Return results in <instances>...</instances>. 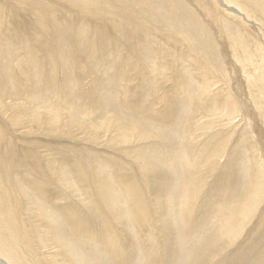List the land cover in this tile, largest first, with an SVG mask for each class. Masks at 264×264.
Segmentation results:
<instances>
[{"label":"rangeland","instance_id":"obj_1","mask_svg":"<svg viewBox=\"0 0 264 264\" xmlns=\"http://www.w3.org/2000/svg\"><path fill=\"white\" fill-rule=\"evenodd\" d=\"M96 1L99 0H88L86 3H95ZM126 1L128 2V5L132 6L136 5L137 7H141V5H143L145 7V10L143 11L144 14L138 13L136 11L138 9L135 7L136 10L133 8L132 14L125 13L126 15L130 16L127 17L128 19L133 20L128 22L121 20L122 16L118 13H116L115 16V13H113V15L106 14V16L111 19V22L112 19L116 20L118 23L121 22L122 25H125L126 28L124 29V27L119 24V27L117 26L118 30L115 29L114 32V41L111 40L112 43H110V41L107 42L104 48H97L98 45H95L96 47L91 45L89 46L90 41H92L91 38L88 39L86 44L83 42L80 43L76 39V36L79 34L76 35L75 30L74 33L71 30V33L73 34L71 35V33L68 31L66 32V29L64 28L62 33L65 35V42L58 43L59 40L56 42L57 51L55 52V57H49V54L47 55L45 48L39 46L42 44L40 36L35 38L32 45H28L29 48L31 47L30 49L26 48V46L24 47V45L20 44V42L14 43L13 41H8L3 47L1 45L0 77L2 78L0 84L3 85L0 88V95H3L5 98L9 97V100L12 99V101H10L12 104H14V108L19 111L21 119L18 121V123L16 122L17 124L14 123L13 125L12 123L11 128L13 129L15 126L14 129L16 131L28 133L29 135H27V137L25 136L27 140H30L35 135L36 137L39 135L42 136L41 134L37 135L39 130H37L38 128L34 124H31V122L36 123V114L40 115L39 112L42 114L44 110L48 113L49 109L52 113L59 112L61 110L64 111L60 115L62 118L57 116V119L61 121L59 129L60 131H58L60 132L59 135L64 131H68L70 123L76 124L79 129L78 133L82 132L81 134H76V137L73 136V139L81 138L83 141H80L82 146L79 142H77L78 144L76 143L77 147L72 145V143H70L71 141L68 144L73 148L75 147L73 149L74 151L72 152L73 163L65 162L66 164L63 166V170L59 171L60 175H62L66 181L59 183L57 187H55L53 190H50L51 192H46L47 194L44 193L43 196H47V199L45 197L43 200L36 198L38 194H35V191H31L30 193V188L27 189L28 187H26L24 183L21 184V190L24 195H27L25 193L26 190L29 191L27 192L29 194L33 193L31 195L33 197L30 198L32 203H35L36 200L38 201V204H41L42 206L45 205L47 207V211L58 219L64 215L63 213L66 214V211L69 209L68 205H62L61 208L58 206L56 207L57 203H55V200L57 198L60 199V196L63 195L60 191V189H62L63 191H66L65 193H67L68 196H70L67 198L63 196V199L65 197V201L68 202L69 199L71 202L73 201L72 206L74 208L84 211L85 205H90V207L94 206L95 211H97L98 205L95 204V196L97 193L94 190L95 186L92 181L93 179H91L92 175H90V173L92 174V164L90 166L92 155L87 154L86 151L83 150L84 148L91 147L92 150L95 149L98 151V153H102V156L107 157L110 155V158L112 157L114 159L112 160L114 162L112 166H110L111 168L107 171H109V175L115 176V178H110L112 182L110 183L111 186L113 184V186L116 188L115 189L112 186L113 191L115 193L118 191L122 195V198L120 197L119 199V204H121L120 208L122 212L125 209V214L126 209L128 210L126 214V216L128 215V218H119L113 210H110L109 214H106L107 217L104 218L102 216L100 218L99 223L104 225L103 227L108 226L107 229H105L108 231V233L105 234L106 239L104 238L103 245L98 244L95 241L93 235H90L91 237L86 235L85 237L88 229H86V232H81V234H78L79 231L77 232L75 228H72L71 224L67 225V218L64 220L61 218V224L65 226L66 229L63 231H66V236L70 237L71 244H73L79 251L78 252L75 250V252H73L72 250L74 249H72L67 254L65 252L64 246L61 243H55L56 240L54 238L56 236H58L56 237L57 239H63L61 232H58L56 229L55 231H57L56 234L58 235L55 236L53 234L54 237L49 239L52 232L48 235L45 231H43L46 229L45 222H39L41 223L39 225L40 232L37 234L36 232L29 231L26 221H24V227L26 228L23 229V232L25 233L27 240L25 241L24 239V242L16 240V236L18 239L21 238L20 235H18L20 233L17 230H20V226H22L23 223L22 225L18 226L17 221L14 220V214L12 213L11 215L13 216L11 217V220L8 222L5 221V224L0 225V264H4L3 261L6 264H83L84 255L91 264H118L117 260L109 257L110 252L107 251L112 249L111 245L113 243L114 246H118L120 244V251H122L123 254L126 253L125 251L127 250L125 247L127 243L125 239L122 238L123 234L121 231H119V228H121L123 225H127V221H129L130 226H126V228L132 230L130 233H134V236L136 238L138 237L137 240H139V248H137L138 251H140L137 254V258H135L136 256H125V259H127L125 261H128L127 264L129 261H131V264H153V261L151 260L153 259L154 254L162 256V243L167 242L168 236L163 235L164 232H166L165 227L162 233L159 232V239L156 233L157 229L152 224L155 222V218H153L154 216L152 215L153 207L150 202L152 195L147 192L144 180L135 162L129 160L132 162L133 166L131 164L126 165L124 163V161L127 159L124 152V149H126V142L115 141L114 139L110 138L112 134L110 130L114 127V121L111 119L116 113H126L130 115L128 120L132 124L143 122L146 123L147 126L152 125L154 130L162 132L167 129H171L169 131L171 134L170 137L174 139L177 151L171 152L173 158L168 164L165 165V168L168 172L167 194L170 193L169 198L172 200L175 198L173 201L177 202V209L176 205H174V209H176L174 214H177L173 219L175 221L178 220L179 222V235H181L184 229H188L186 222L181 221L179 217L181 216L182 209L186 208V212L188 214L191 210L190 205L192 200L197 198V202H201V198L207 193V190H210V186L215 181H218V183L221 184L218 185L217 188H214L216 192L215 196L218 195L219 200H221V198H225L224 200L218 201L219 203L217 202V210L214 208L213 212L209 214L210 217L207 216L206 218H210V220L208 219L207 221L210 225L220 218L218 223L219 228L216 232L218 235L215 234V236L219 238L220 241L216 244V246H218L217 249L213 248L215 251L210 253L208 258L210 261L208 262L211 264H231V262L236 259L233 255H235L234 253L237 251V249L248 243L250 239L252 248L250 250V254L248 255L249 259L247 264H251V261L252 263L257 261V259H254V254L252 257L250 255L254 252H259L257 247L260 246L259 244L264 243V0H244L245 2L243 0ZM249 7L252 8V10H250ZM230 9L234 10V12H232V10L229 11ZM85 12L89 14L87 9H85ZM257 14L258 17L256 16ZM139 17L141 18L139 19ZM158 19L160 21H158ZM142 22H144L146 26L141 25L140 23ZM137 23H139L141 26ZM214 26L216 27L213 28ZM94 27L95 25L92 24L89 26L91 30H93ZM120 31H122V33H120ZM73 36L75 38H73ZM174 36H176V38ZM8 44L10 46L13 44V46L10 47ZM68 51H71V53H68ZM12 52L15 54L14 56ZM133 52H136V54ZM70 55L72 58H70ZM41 78H43V80H41ZM45 79H47L46 81L48 82H46ZM56 80L59 81L55 82ZM19 85L22 86V88ZM133 85H135V87L136 85L139 87L141 85H145L144 92H146V100H143L142 104L146 103L147 105H151L149 109L150 111L146 112L145 116H141L143 112L132 113L135 108V103L138 101L134 89H131ZM17 88L20 90L18 89L19 91H17ZM2 89L5 92L2 91ZM40 90L42 91L40 92ZM218 91L221 93H218V95L215 96ZM172 92H175L177 95L181 92L182 96H184L186 99H184L181 94H179L181 101L178 104L176 103V105L173 103L174 101H171L172 98L171 100L166 97L162 98L164 95H172ZM38 96L42 97V100ZM68 97L72 98V102L71 100L69 103L67 102ZM182 99L184 101H182ZM196 100L198 105L196 104ZM239 100L244 102L242 103L241 101L240 103ZM34 101H37L38 103L36 102V104ZM58 102L61 103L59 104ZM20 103H24L26 106H21ZM30 105L32 108H30ZM172 108L173 110H171ZM175 108H177L179 116L178 113L177 115L176 113H173ZM161 110L163 111L161 112ZM164 113H166V115ZM30 114L35 116L32 117ZM152 116H155L153 117L155 123H152L154 121H150L153 120ZM41 117L42 116H40V118ZM156 117L157 119H155ZM45 119L46 118L42 120ZM189 121H193V123ZM9 122L11 125V121ZM250 123H252V125ZM105 125H108V127H105ZM90 126L92 129L96 127L97 129L99 128V131H101L100 134L97 133L98 136H96V134H92L90 137L91 142H89V139H84V137L86 138V136H89V133L92 131ZM96 128L94 130L97 131ZM237 128H240V130ZM35 131L37 134H35ZM102 131H104V134H102ZM197 132H199V134ZM64 133L59 136V144H62L65 141L63 138L66 134ZM184 133L185 135H190H188V137L185 136V139ZM239 134L240 136H238ZM30 135H32V137ZM102 136L104 140L106 139L105 141H103V139L101 142H95L92 140L96 137H100L101 139ZM194 136L196 137L195 139ZM233 140L234 142H232ZM112 142L115 145H113ZM95 143H100V146L96 145ZM109 146L112 147V149L109 148ZM80 147L83 148L79 150L78 148ZM99 149L101 150L99 151ZM181 149L184 151L182 152L183 155H181ZM234 149L237 151L236 153L240 155V163L238 164L239 169L237 172L238 177L236 178L234 177V169L228 164L232 161H230V155L233 154L232 152ZM112 152L115 153L113 154ZM196 152L198 153V157L195 155ZM187 154H189L191 158ZM200 154L201 157L199 156ZM43 155H45V152H43ZM233 155H235V152ZM99 156L100 155H98V157ZM102 156L100 157L103 160L102 166L104 167L105 159H103ZM119 157L121 159H119ZM155 157L163 159L162 154L160 153H157ZM45 158L49 159V157ZM75 158H78V160ZM85 160L90 161L86 162ZM115 162L119 164L117 165ZM58 163L59 162L55 161L54 165L51 166L52 173H57L56 169ZM182 163L184 165H182ZM213 163L214 166L216 165V167L213 166ZM85 164L88 165V169L86 168ZM217 165L220 166L217 168ZM212 167L213 169L217 168L214 169L217 171L215 172ZM21 168L22 171L25 170L26 173L28 172L23 167ZM192 169H194V171ZM211 169L212 171H210ZM71 170H73V172ZM196 170L200 171L197 176ZM27 174H29L30 177L32 176L30 173ZM184 174H187V176L184 177ZM208 174H211L212 177ZM120 175H122L123 178L118 177ZM200 176H202L201 178L204 179L200 180ZM2 177H4V179ZM119 178L121 181H117ZM197 179L200 180V182ZM234 179H237V182H234ZM67 180L72 181L74 185L68 183ZM8 181L10 182V176L5 175L2 173V171H0V187H9V185H7L9 183ZM201 182L203 183V187L200 184ZM196 184L200 185L198 186ZM177 185L180 189H177ZM233 185H237V194H233L230 196L231 199H227L230 186ZM47 187H49L48 184L45 185V188ZM63 188L69 190V192ZM191 188L192 190L187 192V190ZM7 189L10 191L8 204L13 207V194L11 193L10 187ZM53 193L61 195L56 197V199H52V196L55 197V195H52ZM91 194L92 197H90ZM188 194H190L191 200H186ZM209 198L207 201H209ZM132 200L138 201L131 203ZM145 200L147 202H145ZM225 200L227 202L224 204L223 202H225ZM26 201L27 200L23 202L22 206L18 204L21 211L25 212L23 209ZM91 201H93V206L90 203ZM51 205H53V207ZM242 206H244V208H242ZM27 207H29V205ZM131 207L132 210H134V216L131 211ZM58 209L62 210V212H60ZM139 209H144L147 211V218L149 220L148 222L150 228L153 229L151 230L152 234H150V232H146V226V229L143 226L145 230L144 231L140 228L142 225L136 222L138 219L135 217V211H139ZM20 210L16 216L18 217L19 215L18 218L22 217ZM110 216L113 218L112 221H110ZM130 216H132L135 222L130 219ZM114 219L116 222H118V224L113 221ZM151 225L154 226V228ZM97 228L99 231V227ZM51 231L55 232L54 229ZM247 232H249V235H246ZM42 235L44 237L43 239ZM146 235L152 238V240H148L150 244H147V241H145L144 244H141L140 241L144 240ZM197 238L198 237H195L194 235L188 236L190 241H195ZM188 239L186 238L185 240L188 241ZM117 242H119V244ZM140 244L147 249V255L142 254L141 249L143 247ZM5 245L8 246L6 247ZM73 245L71 246L73 247ZM177 248H180L179 245ZM177 248L175 247L174 250H178ZM261 248L263 250L264 245ZM188 251L189 249L185 248L180 252V260L182 261L178 264H184L187 262V257L185 258L183 254L188 253ZM218 252H221L220 255L224 257L222 258L219 255L220 259L218 257L214 258V255H216ZM58 253L68 257V259H61V256H58ZM90 256L93 257L89 258ZM37 257L39 259H37ZM95 257H98L97 259L99 261ZM107 258H109L110 261L113 260L111 261L112 263L109 262ZM221 259L223 260V263L220 261ZM242 260L244 261V259ZM238 261L239 264H241V260L238 259Z\"/></svg>","mask_w":264,"mask_h":264},{"label":"bare ground","instance_id":"obj_2","mask_svg":"<svg viewBox=\"0 0 264 264\" xmlns=\"http://www.w3.org/2000/svg\"><path fill=\"white\" fill-rule=\"evenodd\" d=\"M164 1V0H163ZM194 1V0H193ZM235 1V0H234ZM237 1V0H236ZM244 1V0H243ZM88 2V0H0V48L1 45L2 47L6 45V43L8 41H13L14 43H19L24 45V47L26 46V48L30 49L28 45H32L33 41L35 40V38L38 36H40L42 44L39 46H42L45 48V51L47 53V55L49 54V57H55V52L57 51V46H56V42L59 40L58 43L61 42H65V35L64 33H62L64 31V29H66V32H72L74 33V30L76 31V35L79 34L78 36H76L77 41H79L80 43H84L86 44V42L88 41L89 38L92 39V41H90L89 46H95L98 45L97 48L101 47L104 48V46L106 45L107 42L111 40L114 41L113 37H114V32L115 29L118 30V25L121 24L118 23L116 20L111 19L106 16V14H114V16L116 15V13H118L119 15L125 18H121V20H125V21H133L132 19H128L127 17H130L128 15H126L125 13L128 14H132V9L134 8V10H136V8L138 10H136L138 13L144 14V10L145 7L143 5H141V7H137L132 6V5H128V2L126 0H99L96 1L95 3H86ZM98 2V3H97ZM143 2V1H142ZM159 2V1H158ZM229 2V1H228ZM245 2V1H244ZM168 3V2H167ZM204 3V2H203ZM233 3V2H232ZM166 4V3H165ZM250 4V3H249ZM202 5V4H201ZM235 5V4H234ZM237 5V4H236ZM244 5V4H243ZM115 9H113V8ZM136 7V8H135ZM169 7V6H168ZM237 7V6H236ZM245 7V5H244ZM251 7V6H250ZM249 7V8H250ZM164 8V7H163ZM248 8V9H249ZM85 9L88 10L89 14L85 12ZM203 9V8H200ZM217 9V8H216ZM233 9V8H232ZM232 9H230L229 11H231ZM241 10V9H239ZM250 10H252V8H250ZM202 11V10H201ZM214 11V10H213ZM218 11V9H217ZM243 11V10H241ZM150 12V11H149ZM232 12H234V10H232ZM215 13V12H214ZM217 13V12H216ZM247 13V12H246ZM150 14V13H149ZM220 14V13H219ZM212 15V14H211ZM113 16V17H114ZM138 16V15H137ZM258 17V14L256 15ZM118 17V16H117ZM135 17V16H134ZM156 17V16H155ZM212 17V16H211ZM260 17V16H259ZM138 18V17H137ZM141 17H139L140 19ZM145 18V17H144ZM213 18V17H212ZM218 18V17H217ZM252 18V17H251ZM158 21H160L158 19ZM216 21V20H215ZM214 21V22H215ZM212 22V21H211ZM210 22V23H211ZM132 23V22H131ZM149 23V22H148ZM95 25V27L93 28V30H91L89 28L90 25ZM138 25H143L146 26L144 24V22L142 23H137ZM140 25V26H141ZM150 25V24H149ZM245 25V24H244ZM118 26V27H117ZM121 26L124 27V29L126 28L125 25ZM216 26H214L213 28H215ZM64 28V29H63ZM72 30V31H71ZM214 30V29H213ZM78 32V33H77ZM81 32V33H80ZM69 33V34H70ZM120 33H122V31H120ZM126 33V32H124ZM118 34V33H117ZM67 35V34H66ZM71 35H73L71 33ZM70 35V37H71ZM89 35V36H88ZM123 35V34H122ZM126 35V34H125ZM124 35V36H125ZM218 36V33H217ZM176 38V36H174ZM173 37V38H174ZM68 38V37H67ZM73 38H75L73 36ZM219 38V37H218ZM116 39V38H115ZM39 40V39H38ZM122 40V39H121ZM68 43V42H67ZM10 44V43H9ZM8 44V45H9ZM120 44V42H119ZM76 45V44H75ZM100 45V46H99ZM112 45V44H111ZM125 45V44H124ZM10 46V45H9ZM13 44L10 46L12 47ZM69 46V45H68ZM110 46V45H109ZM126 46V45H125ZM9 47V48H10ZM96 47V46H95ZM122 47V46H121ZM120 48V47H119ZM18 49V48H17ZM63 49V48H62ZM122 49V48H121ZM126 49V48H125ZM2 50V49H1ZM12 50V49H11ZM15 50V48H14ZM26 51V50H25ZM31 51V50H29ZM60 51V50H59ZM123 51V50H122ZM120 52V51H119ZM29 53V52H28ZM68 53H71V51H68ZM134 53V52H133ZM13 54V52H12ZM30 54V53H29ZM136 54V52L134 53ZM133 54V55H134ZM15 54H13L14 56ZM69 56V55H68ZM71 56V55H70ZM1 57V56H0ZM137 57V56H136ZM72 58V56L70 57ZM200 59V58H199ZM72 63V62H71ZM70 66V65H69ZM72 67V66H71ZM122 67V66H121ZM72 69V68H71ZM73 72V71H72ZM15 73V72H14ZM202 76V75H201ZM15 77V76H14ZM17 77V76H16ZM0 77V81H1ZM19 78V77H18ZM50 78V77H49ZM17 79V78H15ZM21 79V77H20ZM65 79V78H64ZM72 79V78H71ZM41 80H43V78H41ZM47 79H45L46 81ZM74 80V79H73ZM80 80V79H79ZM78 80V81H79ZM25 81V80H24ZM59 80H56L55 82H57ZM72 81V80H71ZM70 81V82H71ZM16 82V81H15ZM26 82V81H25ZM48 82V81H46ZM53 82V81H52ZM62 82V81H61ZM12 83V81H11ZM18 83V82H17ZM51 83V82H50ZM10 84V82H9ZM20 84V83H19ZM23 84V83H22ZM21 84V85H22ZM47 84V83H46ZM59 84V83H58ZM66 84V83H65ZM3 85V84H2ZM2 85L0 84V88L2 87ZM8 85V84H7ZM56 85V83H55ZM15 86V85H14ZM20 86V85H19ZM24 86V85H23ZM39 86V85H38ZM48 86V85H47ZM51 86V85H50ZM66 86V85H65ZM22 88V86H20ZM11 88V87H10ZM144 88L145 85H141L140 87L136 85H133L131 87V89H134L135 93H136V97H137V102L135 103V108L133 110L132 113L135 112H143L141 114L145 116L146 112L150 111V104H146L143 103V100H146L145 97V93L144 92ZM15 89V88H14ZM19 88H17V91ZM53 89V87H52ZM56 89V86H55ZM218 89V88H217ZM216 89V90H217ZM48 90V89H47ZM2 91H4L2 89ZM13 91V90H12ZM16 91V90H15ZM22 91V90H21ZM42 90H40L41 92ZM64 91V90H63ZM5 92V91H4ZM17 93V92H16ZM52 93V92H51ZM54 93V92H53ZM63 93V92H62ZM169 93V92H168ZM218 93H221L220 91H218L215 96L218 95ZM3 94V93H2ZM12 94V93H11ZM15 94V93H14ZM22 94V93H21ZM20 94V95H21ZM41 94V93H40ZM49 94V93H48ZM170 94V96H163L162 98H168L171 100L172 98V102L174 104H178L181 99L179 98V94L182 93L180 92L178 95L175 92H172ZM13 95V94H12ZM221 95V94H220ZM17 96V95H16ZM41 96V95H40ZM43 96V95H42ZM85 96V95H84ZM29 97V96H28ZM36 97V95H35ZM39 97V96H38ZM151 97V96H150ZM184 99H186L184 96H182ZM19 98V97H18ZM42 100V97H39ZM46 98V97H45ZM54 98V97H53ZM52 98V99H53ZM94 98V97H93ZM161 98V99H162ZM220 98V97H219ZM239 98V97H238ZM30 99V98H29ZM148 99V98H147ZM241 99V98H239ZM12 101V99H10ZM9 100L8 98L3 97V95H0V171H2L3 174L10 176V182L7 184L9 185L10 189H11V193L13 194V201H14V205L13 207H11L8 203H9V199L8 197L10 196V191L9 187L4 188L3 186L0 187V225L1 224H5L6 222L11 220V217L13 215H11L12 213L14 214V220L17 221L18 226L22 225V223L24 221H26V224L29 228V231H33L36 232L37 234L40 232L39 231V225L41 223L39 222H45L46 225V229L43 230L46 232V234H51V236L49 237V239L51 237H54L53 234L56 236L58 234H56V232H61V235L63 237V239H57L56 236L54 239L56 240L55 243H61L64 246L65 252L68 254L70 250H72L73 252L78 251V249L71 244V240L70 237L66 236V230L65 226H63L61 224V218L64 220L65 218H67V225L71 224L72 228H75L78 232V234H81V232H86V229H88L87 234L86 235H93L95 241L98 244H102L104 243V238L106 239L105 234L108 233L107 227H103L104 225H101L99 223L100 218L103 216L104 218L107 217L106 214H109L110 210H113L115 212V214L120 218V217H126L128 218L127 214V209H126V214H125V209H124V213L122 212L120 206L121 204H119V199L122 196L120 194V192L115 193L113 191V184L111 186V177L115 178L114 175H109V171H107L108 169H110L113 164L114 160L112 157L110 158V155L107 157L102 156V153H98V151H96L95 149L92 150L89 148H84L83 150L86 151L87 154L92 155L91 157V163L90 166L92 164V174L90 173V175H92L93 179V184L95 186L94 190L97 193V195L95 196V204L98 205L97 207V211H95L94 208V204L93 201H91V205L93 207H90V205H85V209L84 211H80L78 210V208H74L72 205V202L69 201H65V197H70L68 196L67 193H65L66 191H63L62 189H60L61 194H57V193H53L52 195H55V197H51L52 199H56V197H59L60 195V199H56L55 203L56 207H60L62 205H68L69 209L66 211V214L63 213L64 215L60 218H56L53 214H51L50 212L47 211V207L44 205L42 206L41 204H38V201L35 200V203H32L30 198H32L33 196H31L32 194H29L27 192L31 191H35V194H38V196H36V198H40L43 200V198L47 197V196H43V194H47L46 192H49L50 190H53L55 187H57V185H59V183H63L65 182V178L60 175L59 171L63 170V166L66 164L65 162H69V163H73V155L72 152L74 151L73 149L75 147H77L76 145L78 144L77 142L80 143L81 138H74L73 136L76 137V134H81L82 132L78 133L79 129L76 126V124H72L70 123V127L68 129L67 132H62L66 135H64L65 139V143L63 142L62 144H59V135L60 131V123L61 121H59L57 119L58 117H61L60 115L64 112L63 110L59 111V112H51L49 109V112L47 113L45 110L44 112H42V114L39 112L40 115L36 114V123L31 122V124H34L39 130L38 134L35 131V134L39 135L41 134L42 136H37L36 135L34 137H32V135H30L32 138V140H27V135H29L28 133L25 132H18L16 131L14 128L12 129V123L14 125V123H18V121H20L21 119V115L19 113L18 110H16L14 107V104H12V102ZM15 100V99H13ZM17 100V99H16ZM34 100V99H33ZM61 100V99H60ZM64 100V99H63ZM71 100L72 102V98L68 97L67 98V102L69 103ZM85 100V99H84ZM150 100V99H149ZM245 100V99H244ZM25 101V100H24ZM55 101V99H54ZM158 101V100H157ZM182 101H184L182 99ZM240 103L242 100H239ZM26 102V101H25ZM35 103L37 101H34ZM33 102V103H34ZM62 102V101H61ZM60 102V103H61ZM64 102V101H63ZM146 102V101H145ZM244 101H242L243 103ZM15 103V102H13ZM29 103V102H28ZM34 103V104H35ZM38 103V102H37ZM36 103V104H37ZM41 103V102H40ZM52 103V102H51ZM59 103V102H58ZM59 103V104H60ZM21 106H26L24 103H20ZM27 104V103H26ZM32 104V103H30ZM58 104V105H59ZM146 104V105H145ZM176 104V105H177ZM196 104L198 105V102L196 100ZM202 104V103H201ZM224 104V103H223ZM57 105V102H56ZM63 105V104H62ZM65 105V104H64ZM71 105V104H70ZM73 105V104H72ZM221 105V103H220ZM61 106V105H59ZM68 106V105H66ZM247 106V105H245ZM62 107V106H61ZM30 108H32V106L30 105ZM43 108V107H42ZM41 108V109H42ZM47 108V107H46ZM160 108V107H159ZM246 108V107H245ZM63 109V108H62ZM247 109V108H246ZM48 110V109H47ZM65 110V109H64ZM173 110V108L171 109ZM38 111V110H37ZM163 110H161L162 112ZM246 111V110H245ZM166 112V111H165ZM174 114L178 113L177 108H175ZM247 113V111H246ZM8 114V116H7ZM161 114V113H159ZM158 114V115H159ZM166 115V113H164ZM249 114V113H248ZM23 115V114H22ZM31 115V114H30ZM150 115V114H149ZM164 115V116H165ZM32 116V115H31ZM35 116V115H34ZM32 116V117H34ZM40 116H42L40 118ZM46 118L45 120L43 118ZM56 116V117H55ZM179 116V113H178ZM28 117V116H27ZM111 117V116H110ZM155 116H152V119ZM168 117V116H167ZM191 117V116H190ZM62 118V117H61ZM128 118H130V115L126 114V113H116L115 115L112 116V119L114 121V127L113 129H109L110 132H112L110 138L114 139L115 141H124L126 142V149H124L125 151V156L127 157V159L124 161V163L127 164H132L133 161L135 162L138 170L140 171V174L144 180V184H145V188L147 190L148 193H150L151 195V199L150 202L152 204L153 207V218H155V222H151L155 228L157 229L156 233L160 239V235L159 232H163L165 227H166V232H164V236L167 235L168 236V240L167 242H163V254L162 256L158 255V254H154L153 255V259L151 261H153V264H178L180 263L182 260L181 259V251L185 248H188L189 251L186 254H183V256L186 258L187 257V262L184 264H211L210 260H208L210 253L214 252L215 249H217L218 246H216V244L220 241L219 238H217L215 236V234L218 235L217 230H218V226H219V221L220 218L217 219L212 225L208 224L209 222L208 219L210 220V218H206L207 216H209V214H211V212H213V209L216 208L217 210V202L224 200V198L221 200H219L218 195H216V192L214 190V188H217L218 185H220L221 183H218V181H215L211 186H210V190H207V193L201 198V202H197V198H195L194 200H192V203L190 205L191 210L190 212L187 214L186 212V208H183L181 211V216L180 220L181 221H185L186 225H188V229H184V231H182L181 235H179L180 233V229H179V222L178 220L175 221L173 218L174 216L177 214H174L176 212L177 209V202L173 201L175 200V198L172 200L170 199V193L167 194V175L168 172L166 171L165 165L168 164L171 159L173 158V156L171 155V152H176V146H175V141L173 138L170 137V130L171 129H167L165 131H158V130H154L152 125L147 126L146 123H137V124H132ZM138 118V117H137ZM144 118V117H143ZM142 118V119H143ZM157 119V117L155 118ZM250 119V118H247ZM72 120V119H71ZM133 120V119H132ZM190 120V119H189ZM11 121V125L10 122ZM76 121V120H75ZM150 121H154L150 120ZM176 121V120H175ZM198 121V120H197ZM9 122V123H8ZM74 122V121H73ZM140 122V120H139ZM191 123H193V121H189ZM16 123V124H17ZM63 123V121H62ZM68 123V122H67ZM75 123V122H74ZM77 123V121H76ZM105 123V122H104ZM152 123H155L152 122ZM174 123V122H173ZM190 123V124H191ZM15 124V125H16ZM79 124V122H78ZM102 124V123H101ZM100 124V125H101ZM111 124V123H110ZM189 124V123H187ZM195 124V123H194ZM252 125V123H250ZM255 124V123H254ZM29 125V124H28ZM66 125V122H65ZM98 125V124H97ZM103 125V124H102ZM192 125V124H191ZM190 125V126H191ZM9 126V127H8ZM92 126V125H91ZM90 126V128L92 129V127ZM108 127V125H105V127ZM186 126V125H185ZM189 126V127H190ZM110 127V126H109ZM75 128V129H74ZM96 127H94L95 129ZM104 128V126H103ZM187 128V126H186ZM192 128V127H191ZM63 129V128H62ZM83 129V128H82ZM90 129V130H91ZM92 129V131L89 133V136H86V138L84 137V139H89L92 136V134H100L101 131H99L97 128V131ZM188 129V128H187ZM194 129V128H193ZM238 130H240V128H237ZM250 129V127H249ZM253 129V128H252ZM101 130V129H100ZM106 130V129H105ZM162 130V129H160ZM179 130V129H178ZM182 130V129H181ZM184 130V128H183ZM192 130V129H191ZM237 130V131H238ZM88 131V130H87ZM186 131V130H185ZM188 131V130H187ZM236 131V132H237ZM250 131V130H249ZM28 132V131H26ZM89 132V131H88ZM104 134V131H102ZM173 132V131H172ZM182 132V131H180ZM192 132V131H191ZM189 132V133H191ZM194 132V131H193ZM251 132V131H250ZM32 133V132H31ZM188 133V132H187ZM196 133V132H195ZM199 134V132H197ZM253 133V132H252ZM179 134V133H178ZM182 134V133H181ZM192 134V133H191ZM84 135V134H83ZM86 135V134H85ZM183 135V134H182ZM190 135V134H188ZM188 135L184 133V137ZM197 135V134H196ZM26 136V137H25ZM105 136V135H103ZM102 138L100 139V137H96L94 140L95 142H101ZM240 136V134L238 135ZM78 137V136H77ZM181 137V136H180ZM218 137V136H217ZM221 137V136H220ZM219 137V138H220ZM62 138V137H61ZM196 137L194 136V139ZM224 138V137H223ZM236 138V136H235ZM72 139V140H70ZM186 139V137H185ZM239 139V138H238ZM106 140V139H105ZM103 139V141H105ZM108 140V139H107ZM188 140V139H187ZM214 140V139H213ZM235 140V139H234ZM234 140L232 142H234ZM62 141V139H61ZM60 141V142H61ZM71 141V142H70ZM186 141V140H185ZM193 141V139H192ZM195 141V140H194ZM197 141V140H196ZM217 141V140H216ZM70 143H72V145H75V147L73 148L72 146L68 145ZM83 142V141H82ZM87 142V141H85ZM84 142V144H85ZM91 142V140L89 141ZM189 142V141H188ZM198 142V141H197ZM77 143V144H76ZM107 143V142H106ZM110 143V142H109ZM113 143V142H112ZM120 143V142H119ZM217 143V142H215ZM213 143V144H215ZM81 144V143H80ZM79 144V145H80ZM96 144V143H95ZM100 143H97L96 145H99ZM191 144V143H190ZM189 144V146H190ZM218 144V143H217ZM89 145V144H88ZM113 145H115L113 143ZM230 145V144H229ZM233 145V144H232ZM82 146V144H81ZM118 146V145H117ZM209 146V145H208ZM211 146V144H210ZM85 147V146H84ZM94 147V146H93ZM121 147V146H120ZM123 147V148H124ZM236 147V146H235ZM234 147V148H235ZM83 148V147H82ZM81 147L78 148L79 150L82 149ZM102 148V147H101ZM107 148V147H106ZM105 148V149H106ZM109 148L112 149V147L109 146ZM184 148V147H183ZM190 148V147H189ZM206 148V147H205ZM77 149V148H76ZM75 149V150H76ZM89 149V150H88ZM114 149V148H113ZM208 149V148H207ZM230 149V148H228ZM101 149H99L100 151ZM108 150V149H107ZM182 151H180L181 153L184 152L183 149H181ZM106 151V150H105ZM104 151V152H105ZM109 151V150H108ZM111 151V150H110ZM118 151V150H116ZM121 151V150H120ZM189 151V149H188ZM205 151V150H203ZM210 151V149H209ZM228 151V150H227ZM43 152H45V155H43ZM47 152V153H46ZM79 152V151H78ZM102 152V151H101ZM122 152V151H121ZM235 152V155L237 154L236 150H233V154ZM76 153V152H75ZM83 153V152H81ZM80 153V154H81ZM113 154L115 152H112ZM120 153V152H119ZM157 153L162 154L163 159H159L158 157H155ZM180 153V154H181ZM207 153V152H206ZM77 154V153H76ZM107 154V153H106ZM105 154V155H106ZM109 154V152H108ZM107 154V155H108ZM111 154V153H110ZM122 154V153H121ZM155 154V156H154ZM197 152H196V156H197ZM231 154L230 155V163H228L231 168L234 169V177H238V164L240 163V155L237 154L236 156ZM79 155V154H78ZM98 155L102 156L103 159H105L104 161V167L102 166V159L101 157ZM183 155V153L181 154ZM189 156V154H187ZM205 155V154H204ZM115 156V155H114ZM118 156V155H117ZM116 156V157H117ZM121 156V155H119ZM195 156V157H196ZM201 157V154L199 155ZM225 156V155H224ZM235 156V157H234ZM45 157H49V159L45 158ZM77 157V156H76ZM190 157V156H189ZM198 157V156H197ZM234 157V159H233ZM181 158V157H180ZM191 158V157H190ZM76 159V158H75ZM119 159H121L119 157ZM193 159V158H192ZM201 159V158H200ZM208 159V158H207ZM78 160V158L76 159ZM75 160V162H76ZM118 160V159H116ZM130 160V161H129ZM159 160V161H158ZM187 160V159H186ZM203 160V158H202ZM228 160V159H227ZM57 161L59 162L57 165V173L55 172H51V166L54 165V162ZM84 161V160H83ZM86 161V160H85ZM90 160H87L86 162H88ZM179 161V160H178ZM177 161V162H178ZM185 161V160H184ZM195 161V160H193ZM192 161V162H193ZM205 161V160H204ZM202 161V162H204ZM223 161V160H222ZM74 162V163H75ZM117 162V161H116ZM115 162V164H117ZM182 162V161H180ZM179 162V163H180ZM220 162V161H219ZM77 163V162H76ZM111 163V165H110ZM119 164V163H118ZM117 164V165H118ZM211 164V163H210ZM220 164V163H219ZM223 164V163H222ZM182 165H184L182 163ZM181 165V166H182ZM209 165V164H208ZM221 165V164H220ZM217 165V168L218 166ZM227 165V166H229ZM76 166V164H75ZM86 168H87V164H85ZM89 166V167H90ZM124 166V165H123ZM178 166V165H176ZM188 166V165H186ZM214 166V163H213ZM26 169V171H28L27 173H30L32 176L30 177L29 174H27L25 172V170L22 171V168ZM183 167V166H182ZM209 167V166H208ZM216 167V165L214 166ZM188 168V167H187ZM214 168V169H217ZM88 169V168H87ZM125 169V168H124ZM186 169V168H185ZM189 169V168H188ZM191 169V168H190ZM209 169V168H207ZM206 169V170H207ZM213 169V167H212ZM212 169L210 171H212ZM213 169V170H214ZM226 169V168H225ZM127 170V169H126ZM194 171V169H192ZM198 170V169H197ZM196 170V171H197ZM229 170V169H228ZM73 172V170H71ZM88 171V170H87ZM185 171V170H184ZM189 171V170H188ZM192 171V172H193ZM208 171V170H207ZM215 171V170H214ZM217 171V170H216ZM215 171V172H216ZM200 171H197V174ZM209 172V171H208ZM207 172V173H208ZM219 172V171H218ZM217 172V173H218ZM135 173V172H134ZM184 173V172H183ZM206 173V175H207ZM211 173V172H210ZM111 174V173H110ZM135 175V174H134ZM185 175V174H184ZM191 175V174H190ZM209 176H211V174H208ZM216 175V174H215ZM187 174L184 176L186 177ZM193 176V175H191ZM190 176V177H191ZM195 176V175H194ZM208 176V177H209ZM118 177H122V175L118 176ZM189 177V179H190ZM202 176H200L201 178ZM212 177V176H211ZM4 179V177H2ZM123 178V177H122ZM194 178V177H193ZM213 178L215 179V177L213 176ZM125 179V178H124ZM192 179V178H191ZM199 179V177H198ZM197 179V180H198ZM204 178H201L200 180H203ZM208 179V178H206ZM119 179H117V181H119ZM196 180V179H195ZM193 180V181H195ZM200 180H198L200 182ZM212 180V179H211ZM113 181V180H112ZM121 181V180H120ZM136 181V180H135ZM179 181V180H178ZM188 181V180H187ZM197 181V182H198ZM208 181V180H207ZM3 182V181H2ZM68 183H70L71 185H74L72 181H68ZM111 182V183H110ZM139 182V179H138ZM190 182V181H188ZM196 182V183H197ZM198 182V183H199ZM210 182V181H209ZM234 182H237V179H234ZM25 184L26 187H28L27 189L30 188L29 191H25V193L27 195H24L22 193V185L21 184ZM211 183V182H210ZM49 187L45 188V185H47ZM92 184V183H91ZM173 184V183H172ZM193 184V183H192ZM203 187V183H200ZM200 184H196V185H200ZM205 184V183H204ZM6 185V186H7ZM179 185V184H178ZM177 185V189L179 188ZM195 185V186H196ZM214 185V186H213ZM259 185V184H258ZM141 186V185H140ZM173 186V185H172ZM181 186V185H180ZM189 186V185H188ZM194 186V185H192ZM213 186V187H212ZM61 187V186H59ZM114 187V186H113ZM130 187V184H129ZM24 188V187H23ZM67 188V187H66ZM115 188V187H114ZM143 188V187H142ZM144 188V189H145ZM193 188V187H192ZM191 189H188L187 192H190ZM64 190H67L65 188H63ZM93 189V188H92ZM116 189V188H115ZM180 189V188H179ZM202 189V188H201ZM91 190V189H90ZM93 190V191H94ZM236 190H237V185H233L230 186V190H229V195L227 197V199H231L230 196H232L233 194L236 195ZM69 192V190H67ZM145 191V190H144ZM175 192H177L176 190H174ZM196 191V190H195ZM200 191V189H199ZM24 192V191H23ZM51 192V191H50ZM89 192V191H88ZM94 192V193H95ZM91 193V192H90ZM119 193V194H118ZM185 193V192H184ZM127 194V193H126ZM133 194V193H132ZM120 195V196H119ZM172 195V192H171ZM175 195V194H174ZM63 196L64 199H63ZM73 196V195H72ZM140 196V195H139ZM186 196V195H185ZM189 196V198H188ZM92 197V194L91 196ZM94 197V196H93ZM146 197V196H145ZM184 197V196H183ZM210 197V198H209ZM223 197V196H222ZM10 198V197H9ZM35 198V197H34ZM44 198V199H45ZM122 198V197H121ZM177 198V197H176ZM194 198V197H193ZM209 198V201H207ZM47 199V198H46ZM72 199V198H71ZM90 199V198H89ZM179 199V198H177ZM185 199V198H183ZM26 201V203L24 204V211H21L19 208V205H23V202ZM68 200V199H66ZM74 200V199H73ZM141 200V199H140ZM186 200H191L190 198V194L187 195ZM138 201V200H137ZM137 201H133V202H137ZM178 201V200H177ZM185 201V200H184ZM233 201V200H232ZM48 202V201H47ZM51 202V201H50ZM140 202V201H139ZM138 202V203H139ZM145 202H147L145 200ZM227 201L225 200V202H223L224 204ZM229 202V201H228ZM13 203V202H12ZM11 203V204H12ZM76 203V202H75ZM175 203V204H174ZM190 203V202H189ZM219 203V202H218ZM230 203V202H229ZM232 203V202H231ZM234 203V202H233ZM19 204V205H18ZM199 204V205H198ZM29 205V207H27ZM95 205V206H96ZM128 205V204H127ZM140 205V203H139ZM174 205H176V209H174ZM219 205V204H218ZM53 207V205H51ZM76 206V205H74ZM133 206V205H132ZM144 206V205H143ZM228 206V205H227ZM231 206V205H230ZM186 207V206H185ZM219 207V206H218ZM59 208V209H60ZM124 208V207H123ZM147 208V207H146ZM196 208V209H195ZM233 208V207H232ZM242 208H244V206H242ZM55 209V208H54ZM58 209V210H59ZM109 209V210H108ZM129 209V208H128ZM22 213V217L18 218L16 217L17 214ZM27 210V211H26ZM150 210V209H149ZM240 210V209H239ZM60 212H62V210H59ZM131 211L133 213L134 216V210H132L131 207ZM175 211V212H174ZM192 211V212H191ZM264 211V210H263ZM55 212V210H54ZM53 212V213H54ZM59 212V213H60ZM56 213V212H55ZM214 214V213H213ZM217 214V213H216ZM238 214V213H237ZM236 214V215H237ZM215 215V214H214ZM257 215V214H256ZM262 215V214H261ZM61 216V215H59ZM100 216V217H99ZM147 211L146 210H142L139 209V211H135V217L138 219L136 220L137 223H139L140 228L144 230L143 226L146 229V232H150V234H152L151 230H153L152 228H150L149 225V220L147 218ZM227 216V214H226ZM134 217V218H135ZM151 217V216H150ZM149 217V218H150ZM210 217V216H209ZM221 217V216H220ZM112 221V217L110 216ZM130 219L132 221L135 222V220L132 218V216H130ZM232 219V218H231ZM174 220V221H173ZM238 220V219H237ZM6 221V222H5ZM15 221V222H16ZM113 221L116 222V220L114 219ZM151 221V220H150ZM259 221V220H258ZM63 222V221H62ZM118 224V222H116ZM251 223V222H250ZM252 224V223H251ZM256 224V223H255ZM97 225V226H96ZM136 225V224H135ZM149 225V227H148ZM126 226H130L129 221H127V225H123L121 228H119L123 234V237L127 243L125 249L127 251H125L123 254L122 251H120V244L119 242H117L119 245H111L112 249L110 251V255L109 257L113 258L114 260H117L118 264H127L128 261H125L127 259H125V256H136L135 258H137V254L140 252L138 251L139 248V244H138V237L136 238L134 236V233H130V231L132 232V230H129V228H126ZM152 226V225H151ZM154 226H152L154 228ZM260 226V225H259ZM99 227V231L98 228ZM257 227V226H256ZM26 228L24 227V223L22 226H20V230L18 229L17 231L20 233L18 235H20V239L17 238L16 236V240L18 241H23L24 239L25 241L27 240L25 233L23 232V229ZM54 231L57 229V231L53 232L51 230ZM139 229V228H138ZM251 229V228H250ZM114 230V229H113ZM249 230V229H248ZM263 230V229H262ZM135 231V230H134ZM145 231V230H144ZM143 231V232H144ZM246 231V230H245ZM244 231V234H245ZM256 231V230H255ZM139 232V231H138ZM137 232V233H138ZM141 232V231H140ZM145 232V233H146ZM263 232V231H262ZM261 232V233H262ZM31 233V232H30ZM120 233V232H119ZM146 233V234H147ZM249 232H247L246 235ZM1 234V233H0ZM118 234V232H117ZM144 234V233H143ZM259 234V233H258ZM113 235V234H112ZM111 235V237H112ZM141 235V234H139ZM194 235L195 237H198L195 241H190L188 239V236ZM253 235V234H252ZM60 236V235H59ZM90 236V237H91ZM118 236V235H117ZM145 236V235H144ZM154 236V235H153ZM242 236V235H241ZM251 236V235H250ZM249 236V237H250ZM2 237V236H1ZM28 237V236H27ZM30 237V236H29ZM141 237V236H140ZM3 238V237H2ZM43 235H42V239H43ZM113 238V237H112ZM188 239V241H186L185 239ZM251 238V237H250ZM1 239V238H0ZM31 239V238H29ZM117 239V238H116ZM142 239V238H141ZM193 239V238H192ZM247 239V238H246ZM245 239V240H246ZM148 240H152V238L146 235V237L144 238V240H141L140 243L144 244L145 241H147V244H150V242ZM155 240V239H153ZM248 240V239H247ZM260 240V239H259ZM159 241V240H158ZM249 241V240H248ZM247 241V242H248ZM251 241V239H250ZM246 243L244 246L239 247V249H237V251L234 253L235 255L234 258H236L235 260H233L231 262V264H239L238 259L241 260V264H247L248 262V255L250 254V250L252 248L251 242ZM255 241V240H254ZM32 242V241H29ZM123 242V241H122ZM152 242V241H151ZM240 242V241H239ZM107 243V242H106ZM4 244V243H3ZM2 244V245H3ZM10 244V243H8ZM32 244V243H31ZM110 244V243H109ZM122 244V243H121ZM140 244V245H141ZM160 244V243H159ZM242 244V242H241ZM12 245V244H11ZM26 245V243H25ZM73 245V247L71 246ZM179 245V249L177 248ZM260 246L257 247V249L259 250V252H254L252 253L250 256L252 257V255L254 254L255 258L257 259V261L253 262L251 261V264H264L263 260H264V249L262 250V246L264 245V243L259 244ZM6 246V245H5ZM4 246V247H5ZM8 246V245H7ZM6 246V247H7ZM13 246V245H12ZM11 246V247H12ZM142 246V245H141ZM140 246V247H141ZM146 246V245H145ZM30 247V246H29ZM32 247V246H31ZM138 247V248H137ZM143 247V246H142ZM141 247V248H142ZM148 247V245H147ZM177 248L178 250H174V248ZM182 247V249H181ZM255 247V246H254ZM253 247V248H254ZM10 248V246H9ZM33 248V247H32ZM261 248V249H259ZM11 249V248H10ZM14 249V248H13ZM232 249V248H231ZM230 249V250H231ZM256 249V247H255ZM17 250V249H16ZM108 250V248H107ZM122 250V249H121ZM166 250V251H165ZM226 250V249H224ZM223 250V251H224ZM229 250V251H230ZM235 250V249H234ZM261 250V252H260ZM19 251V250H18ZM147 249L145 247H143L141 249L142 254H146L147 255ZM257 251V250H256ZM263 251V252H262ZM35 252V251H34ZM79 252V251H78ZM234 252V251H233ZM20 253V252H19ZM30 253V252H29ZM221 253V252H220ZM220 253L218 252L216 255H214L215 257L219 258ZM15 254V253H14ZM81 254V253H79ZM109 254V253H108ZM224 254V252H223ZM88 255V254H87ZM140 255V254H139ZM226 255V254H225ZM229 255V254H228ZM227 255V256H228ZM58 256H61V259H68V257L63 256L62 254L58 253ZM96 256V253H95ZM143 256V255H142ZM253 256V257H254ZM17 257V256H16ZM21 257V256H20ZM86 256L84 255L83 258V264H91L86 258ZM88 257V256H87ZM93 256H90L89 258H91ZM220 257H222L220 255ZM224 257V256H223ZM222 257V258H223ZM230 257V256H228ZM96 258V257H95ZM98 258V257H97ZM96 258V259H97ZM134 258V259H135ZM226 258V257H225ZM231 258V257H230ZM23 259V258H22ZM20 259V260H22ZM37 259H39L37 257ZM109 262L113 261V260H109V258H107ZM220 259V258H219ZM228 259V258H227ZM244 259V261L242 260ZM17 260V259H16ZM98 260V259H97ZM136 260V259H135ZM230 260V259H229ZM23 261V260H22ZM40 261V260H39ZM96 261V260H95ZM99 261V260H98ZM133 261V260H132ZM220 261L223 260L221 259ZM246 261V262H245ZM16 262V261H15ZM4 264H6L3 261ZM19 263V261H18ZM112 263V262H111ZM42 264V263H41ZM93 264V263H92ZM95 264V263H94ZM114 264V263H113ZM128 264H131V261H129Z\"/></svg>","mask_w":264,"mask_h":264}]
</instances>
